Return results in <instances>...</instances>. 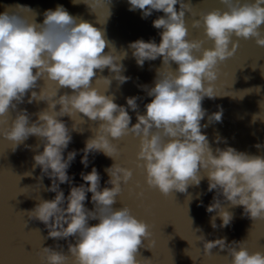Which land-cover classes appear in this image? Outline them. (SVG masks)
Listing matches in <instances>:
<instances>
[{
    "label": "clouds",
    "instance_id": "9594fccd",
    "mask_svg": "<svg viewBox=\"0 0 264 264\" xmlns=\"http://www.w3.org/2000/svg\"><path fill=\"white\" fill-rule=\"evenodd\" d=\"M80 2L73 0L74 4ZM128 3L130 11L141 10L142 18L153 11L164 13L152 22L153 27L162 29L159 43L141 38L128 44L140 67L145 61L162 58L154 86H144L152 99L144 105V114L137 111L135 124H131L127 109L137 110V97H126V108L115 102L114 95L105 94L113 79L120 85L130 79L123 74L121 63L127 51L113 55L116 48L105 32L87 20L74 17L63 5L45 10L42 23L36 22L35 13L31 19L21 14L24 9L33 13L28 6L17 5L19 11L6 8L0 12V123L8 120L10 110H15L18 103L24 102L25 95L38 86L39 79L56 84L51 93H45L44 87L39 93L31 91L28 103L47 102V108L36 113L35 121L30 122L27 109H21L12 116L9 126L0 128V135L13 142V150L29 136H36L43 144V151L33 156V168L39 167L49 177L51 185L45 190L55 196L39 199L32 209L21 212L43 223L48 237L54 240L75 238V243L68 242L67 253L59 246L42 247L44 264H141L136 256L142 239L151 236L149 225L125 205L119 209L112 207L122 184H127L133 175L132 169L117 162L119 148L112 141L128 134L139 138L137 167L144 170L146 184L164 196L173 190L186 192L190 184L198 186L207 178V190L216 193L206 207L208 213L216 214L210 218L212 228H217V216L222 228L233 220L234 214L222 205L221 198L231 207L242 206L243 215L253 220L264 219V156L238 151L232 146L213 151L201 131V120L206 115L202 101L205 97L221 96L214 82L218 78V64L236 52L238 41L233 37L254 38L257 45L264 47V0H220L222 8L202 12L199 19L193 20V27H203L204 34L212 41L211 47H202L201 40L188 38L185 12L192 10L190 0H128ZM173 62L177 65L175 69ZM105 68L112 75L95 80L103 79L107 83L101 92L93 86V78ZM60 88L72 91L58 96ZM74 114L99 122L92 129L93 136L79 150L84 153L81 163L87 167L88 154L93 152H102L114 163L105 168L111 187L100 188L101 177L93 166L90 172H81L85 183L72 185L66 197L60 185L72 184L67 169L77 150L64 156L72 136L58 117L68 115L74 120ZM79 117V123L74 120L72 131H83L77 127L84 123L83 117ZM221 119L222 109L208 116L209 123ZM216 141H220L219 136ZM43 175L38 178L41 182ZM89 192L93 210L84 203ZM188 218L192 227L193 220ZM89 220L98 223L90 225ZM193 230L195 240L203 243L205 256H212V249L218 247L227 250L223 257L226 264H264V251H249L246 240L228 244L226 237L207 240L201 229Z\"/></svg>",
    "mask_w": 264,
    "mask_h": 264
},
{
    "label": "water",
    "instance_id": "95a60500",
    "mask_svg": "<svg viewBox=\"0 0 264 264\" xmlns=\"http://www.w3.org/2000/svg\"><path fill=\"white\" fill-rule=\"evenodd\" d=\"M190 3L191 12H185L188 38L201 40L202 47H211L212 41L204 34L203 27H193V20L199 19L202 12L222 8L223 5L220 4V0H190ZM17 5L28 6L33 13L24 9V13L21 14L31 19L35 13L37 23L43 22L45 10H54L57 5H63L74 17L87 20L105 32L107 39L116 48L113 55L127 51L128 55L121 63L125 69L123 74L130 79L122 85L113 79L105 94L114 95L115 102L126 108V97L136 96L137 110L127 109L132 118L131 124H135L137 111L144 114L146 111L144 105L152 99L147 95L144 86H154L156 69L161 67L162 58L145 61L143 67H140L132 57L128 44L141 38L159 43L162 29L153 27L152 22L164 13L153 11L147 18H142L141 10H129L128 0H81L76 4L73 0H0V12H4L6 8L9 11H19L16 9ZM176 8L179 10V4ZM233 39L238 41L236 52L218 64V78L214 82V87L221 96L214 99L205 97L202 101L206 115L201 120V131L206 134L213 151L217 147L232 146L238 151L264 156V104L261 105V102H264V47L257 45L254 38ZM107 51L109 49L106 47L105 52ZM176 67L173 62L172 68ZM111 75L107 68L103 72L97 71V76L93 78V86L103 92L107 88V83L103 79L97 82L95 80L101 76ZM37 85L25 95L23 103H18L15 110H10L8 120L0 123V128L9 126L12 116L14 117L18 110L27 109L32 122L37 119L36 113L47 108L46 101L28 103V97L31 91L39 93L42 87L45 93L54 92L56 84L53 81L45 83L44 78H41ZM71 91L69 88H60L57 95ZM59 107L56 106L57 111ZM221 109V121L209 123L208 116ZM79 115L83 117L84 123L78 124L77 127L83 131H72L74 120L79 123ZM73 118L74 120L68 115L58 117L69 128L72 136V141L64 150V156L66 157L69 151L77 150L75 159L67 169L72 184L60 185L66 197L72 185L79 186L85 183L81 178V172H90L93 166L101 177L100 188L111 187L107 183L109 176L105 168L114 163L111 157L105 156L102 152L89 153L87 167L81 163L84 153L79 150L83 149L85 141L93 136L92 129L98 127L99 122H93L83 114H74ZM205 124L207 127H203ZM217 136L220 137L219 142L216 141ZM112 142L119 148L117 162L133 170L132 178L127 184H122V191L112 207L113 209H119L124 205L129 207L134 216L149 225L151 232L148 239H142V245L138 248L136 259L142 261L141 264H226L223 258L227 255L226 249L220 250L217 247L212 249V256L203 254V243L195 240L193 229L196 228L202 230L207 240L226 237L228 244L232 241L246 240L245 246L249 251H264V219L253 220L243 215L242 206L231 207L221 198L222 205L234 214L233 220L229 226L222 228L219 226L221 220L217 216V228H212L210 218L216 214L208 213L206 207L213 201L216 193L215 190L211 192L207 190L206 177L198 186L190 184L186 192L173 190L168 196H164L157 188L148 187L144 170L137 167L139 138L128 134ZM257 144L261 147L257 148ZM12 147L13 142L0 135V264H44L41 259L42 247L59 246L67 253L68 242L75 243V238L54 240L48 237V230L43 223L29 219L21 212L32 209L39 199H53L55 193L45 190L51 185L49 177L43 175L39 167L33 168L34 154L43 151L40 140L36 136H29L15 150ZM42 175L41 182L38 178ZM139 193H143V196H139ZM86 195L85 207L93 210L92 194L89 192ZM187 209L188 216L193 220L192 227ZM95 223H98V220H89L90 225ZM196 235H201V232H196Z\"/></svg>",
    "mask_w": 264,
    "mask_h": 264
},
{
    "label": "snow or ice",
    "instance_id": "6c2138e0",
    "mask_svg": "<svg viewBox=\"0 0 264 264\" xmlns=\"http://www.w3.org/2000/svg\"><path fill=\"white\" fill-rule=\"evenodd\" d=\"M138 195L142 197L143 196V193H139Z\"/></svg>",
    "mask_w": 264,
    "mask_h": 264
}]
</instances>
